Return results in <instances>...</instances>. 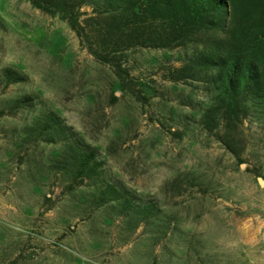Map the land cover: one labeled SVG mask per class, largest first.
<instances>
[{
	"label": "rangeland",
	"instance_id": "obj_1",
	"mask_svg": "<svg viewBox=\"0 0 264 264\" xmlns=\"http://www.w3.org/2000/svg\"><path fill=\"white\" fill-rule=\"evenodd\" d=\"M203 41L126 50L122 84L61 14L0 0V109L26 100L0 116V264H264V101L228 120L210 76L176 80ZM47 114L66 140L33 130ZM80 148L98 176L70 189Z\"/></svg>",
	"mask_w": 264,
	"mask_h": 264
},
{
	"label": "trees",
	"instance_id": "obj_2",
	"mask_svg": "<svg viewBox=\"0 0 264 264\" xmlns=\"http://www.w3.org/2000/svg\"><path fill=\"white\" fill-rule=\"evenodd\" d=\"M263 0H29L37 9L48 14H61L87 50L97 60L112 66L122 84L127 71L116 61L121 53L131 48H172L194 42L204 36L199 55L188 65L176 69L179 78L210 76L218 84L219 103L213 107L230 120L247 101H264V60L244 53L246 33L252 29L255 41L264 40L263 23L257 22ZM91 6V17L83 25L80 9ZM257 22L256 25H252ZM220 33L231 36L219 38ZM239 33V39L235 35ZM212 37L211 40L209 38ZM264 59V57H263ZM9 82L10 74L5 75ZM26 100L14 102L9 111L0 109V116L12 115L25 105ZM212 109L208 110L211 113ZM210 115V114H209ZM208 118V115H207ZM211 119V116H209ZM39 135L62 136L65 127L59 118L47 114L35 124ZM75 169L69 188L73 189L98 176L100 164L94 150L74 152ZM113 186L102 192V198L116 194ZM126 202V201H125ZM151 206L142 213L148 216Z\"/></svg>",
	"mask_w": 264,
	"mask_h": 264
},
{
	"label": "water",
	"instance_id": "obj_3",
	"mask_svg": "<svg viewBox=\"0 0 264 264\" xmlns=\"http://www.w3.org/2000/svg\"><path fill=\"white\" fill-rule=\"evenodd\" d=\"M258 184L260 187H263L264 186V180L258 179Z\"/></svg>",
	"mask_w": 264,
	"mask_h": 264
}]
</instances>
